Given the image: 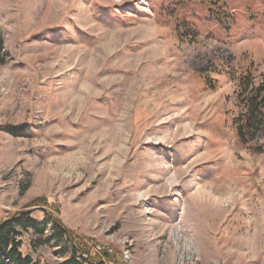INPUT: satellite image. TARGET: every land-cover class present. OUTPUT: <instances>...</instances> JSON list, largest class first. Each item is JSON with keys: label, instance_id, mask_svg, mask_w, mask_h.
<instances>
[{"label": "rangeland", "instance_id": "obj_1", "mask_svg": "<svg viewBox=\"0 0 264 264\" xmlns=\"http://www.w3.org/2000/svg\"><path fill=\"white\" fill-rule=\"evenodd\" d=\"M251 69L264 0H0V222L47 220L22 235L42 264L76 256L54 210L101 264H264Z\"/></svg>", "mask_w": 264, "mask_h": 264}, {"label": "trees", "instance_id": "obj_2", "mask_svg": "<svg viewBox=\"0 0 264 264\" xmlns=\"http://www.w3.org/2000/svg\"><path fill=\"white\" fill-rule=\"evenodd\" d=\"M213 3V2H212ZM225 25V20L224 23ZM237 80V79H236ZM237 101L239 114L234 120L236 133L239 141L248 149L255 151L252 140L259 132L264 131V74L255 75L253 70H248L240 75L237 80ZM209 88L215 85L209 82ZM37 206H44L42 200L34 201ZM58 212L53 211L48 218L53 223L54 232L59 238L74 240L70 241L76 256L63 264H101L94 259H87L86 247L76 242L77 238L57 217ZM48 221L39 222L33 218L31 212L17 213L11 218L0 222V264H42L34 260L30 255L22 252V235L26 231L44 233ZM107 256V254H105Z\"/></svg>", "mask_w": 264, "mask_h": 264}]
</instances>
